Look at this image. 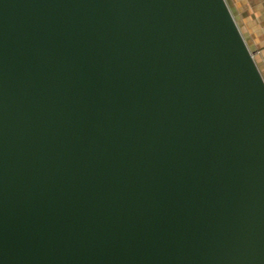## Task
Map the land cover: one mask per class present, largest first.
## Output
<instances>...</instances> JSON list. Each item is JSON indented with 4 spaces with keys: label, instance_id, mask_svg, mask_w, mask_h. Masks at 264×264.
I'll return each instance as SVG.
<instances>
[{
    "label": "water",
    "instance_id": "95a60500",
    "mask_svg": "<svg viewBox=\"0 0 264 264\" xmlns=\"http://www.w3.org/2000/svg\"><path fill=\"white\" fill-rule=\"evenodd\" d=\"M0 264H264V79L225 0H0Z\"/></svg>",
    "mask_w": 264,
    "mask_h": 264
},
{
    "label": "crops",
    "instance_id": "0c3cea01",
    "mask_svg": "<svg viewBox=\"0 0 264 264\" xmlns=\"http://www.w3.org/2000/svg\"><path fill=\"white\" fill-rule=\"evenodd\" d=\"M264 79V0H225Z\"/></svg>",
    "mask_w": 264,
    "mask_h": 264
},
{
    "label": "rangeland",
    "instance_id": "374dc122",
    "mask_svg": "<svg viewBox=\"0 0 264 264\" xmlns=\"http://www.w3.org/2000/svg\"><path fill=\"white\" fill-rule=\"evenodd\" d=\"M227 3V2H226ZM228 5V4H227Z\"/></svg>",
    "mask_w": 264,
    "mask_h": 264
}]
</instances>
